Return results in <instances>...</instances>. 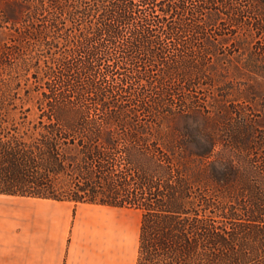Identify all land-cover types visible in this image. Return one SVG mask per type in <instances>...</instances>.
Masks as SVG:
<instances>
[{
    "label": "trees",
    "instance_id": "obj_1",
    "mask_svg": "<svg viewBox=\"0 0 264 264\" xmlns=\"http://www.w3.org/2000/svg\"><path fill=\"white\" fill-rule=\"evenodd\" d=\"M242 76L264 0H0V195L139 211L135 264H264V102L208 101Z\"/></svg>",
    "mask_w": 264,
    "mask_h": 264
},
{
    "label": "crops",
    "instance_id": "obj_2",
    "mask_svg": "<svg viewBox=\"0 0 264 264\" xmlns=\"http://www.w3.org/2000/svg\"><path fill=\"white\" fill-rule=\"evenodd\" d=\"M37 200L44 210L39 214L37 202L18 203L12 209L0 203V264L124 263L121 228L107 218L118 208L91 205L96 209H82L79 216L70 217L65 205L73 203ZM57 206L63 212H45ZM131 259L127 257L125 264H135L136 257Z\"/></svg>",
    "mask_w": 264,
    "mask_h": 264
},
{
    "label": "rangeland",
    "instance_id": "obj_3",
    "mask_svg": "<svg viewBox=\"0 0 264 264\" xmlns=\"http://www.w3.org/2000/svg\"><path fill=\"white\" fill-rule=\"evenodd\" d=\"M22 44H27V40H22ZM119 72L122 73L123 70H119ZM119 77L121 76H118L117 79ZM31 81L33 82V80ZM226 87L230 89L229 93L222 92V90ZM226 87L218 85L214 94L212 93V96H211L212 98L211 99L208 98L210 105H214V109H213L214 113L216 112L215 105H217L218 101L221 100L222 94H228L227 101L230 107L232 105H237L240 109L244 108V109L250 110L251 109L250 105L245 104L244 101L241 98H239V95L243 91L247 90V88L249 87L253 88L254 92L259 96L258 103L255 104L257 109H258L259 103L264 102V80L262 79L255 78V77L248 78L247 76H242L239 79H233V78L231 79L230 77L229 84L227 83ZM31 92L33 93L32 94L33 100L29 102L27 106L33 109V114L36 119L37 117V85L32 83ZM206 94H208V92ZM229 101H231V103ZM236 110L237 108L234 106L233 111H236ZM213 111H211V113H213ZM256 114L259 116L261 115L258 112ZM35 202H37V214L40 213V209L42 212H44V210H42L43 208H41V205H42L40 204L41 202L35 198L10 197V196L0 195V203L9 204L11 209L17 208L18 203L25 205V204L35 203ZM65 206L66 208H68L67 213L70 217H75L76 215L79 216L81 214L82 209H86L87 211H93L94 209H96V207H93L89 204H77V205L69 204ZM96 206H100V205H96ZM103 207H106V206H103ZM107 208H111V207H107ZM45 210H47L45 212H49V210L51 211L55 210V212H58V213L63 212L62 211L63 209L61 208V206H57L55 208L50 207L49 209H45ZM107 218L112 220V223L114 222L117 228L118 227L121 228V237H120L121 246H122L121 253L123 257L125 258V260L127 257L130 256V262H131L132 260L131 257H133V255H134V258L136 257V251H137V245H138V234H139V227H140V220H141L140 212L137 210H133V209H118L110 217L107 216ZM117 228H116V231L119 230ZM125 260L123 264H125Z\"/></svg>",
    "mask_w": 264,
    "mask_h": 264
}]
</instances>
